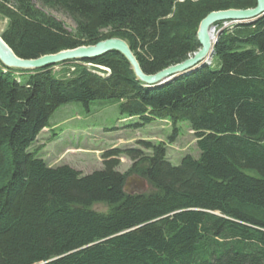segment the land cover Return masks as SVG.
I'll return each instance as SVG.
<instances>
[{"label": "trees", "instance_id": "16d2710c", "mask_svg": "<svg viewBox=\"0 0 264 264\" xmlns=\"http://www.w3.org/2000/svg\"><path fill=\"white\" fill-rule=\"evenodd\" d=\"M255 5L0 0V34L26 59L119 37L152 74L198 49L209 12ZM40 8L66 14L74 31ZM96 99L117 103L135 127L168 119L171 140L187 122L198 156L171 164L164 142L145 141L149 154L112 148L102 169L82 174L29 150L58 106ZM120 155L135 162L130 172L146 179L147 192L123 191ZM0 264H264V14L224 28L209 65L158 88L115 51L34 70L0 64Z\"/></svg>", "mask_w": 264, "mask_h": 264}, {"label": "rangeland", "instance_id": "374dc122", "mask_svg": "<svg viewBox=\"0 0 264 264\" xmlns=\"http://www.w3.org/2000/svg\"><path fill=\"white\" fill-rule=\"evenodd\" d=\"M40 9L61 21L68 31H74L75 23L63 12L49 8ZM5 24L6 20L2 18L1 31ZM229 26L217 25L215 32ZM48 121L49 126L39 132L29 150L37 153L50 167L66 164L82 174L102 169L103 154L112 148H135L143 155L149 154L150 150L143 144L145 141L164 142L166 157L171 164H178L185 154L194 157L199 154L193 131L189 129L187 122L177 124L178 132L171 140L169 137L172 136L173 127L168 119H157L144 126L135 127L133 123L138 121L136 117L122 118L118 104L105 99L93 100L87 106L78 101L61 104L52 112ZM116 158L119 162L116 169L120 173L129 174L126 179L132 176L141 177L130 172L134 161L124 155ZM149 188L147 182V188L142 193ZM92 208L101 212L108 210L104 203H96Z\"/></svg>", "mask_w": 264, "mask_h": 264}, {"label": "water", "instance_id": "95a60500", "mask_svg": "<svg viewBox=\"0 0 264 264\" xmlns=\"http://www.w3.org/2000/svg\"><path fill=\"white\" fill-rule=\"evenodd\" d=\"M264 14V0H256L252 8L217 10L209 12L199 23L196 38L198 49L183 61L170 65L155 73H144L127 42L119 37H110L94 44L80 45L75 48L61 50L56 53L44 54L36 58L18 57L6 44L0 34V63L5 68L34 70L54 66L66 61L92 60L110 51L124 56L136 78L150 88L161 87L176 78L188 75L198 68L210 63L213 46L222 29L215 32L216 24L223 22L224 26L251 23ZM147 188L143 177L132 176L126 179L124 191L129 194L142 193Z\"/></svg>", "mask_w": 264, "mask_h": 264}, {"label": "bare ground", "instance_id": "6f19581e", "mask_svg": "<svg viewBox=\"0 0 264 264\" xmlns=\"http://www.w3.org/2000/svg\"><path fill=\"white\" fill-rule=\"evenodd\" d=\"M0 20H1V18H0ZM0 32H1V28H0ZM81 61V60H80ZM1 64V63H0ZM173 65V64H172ZM8 69V68H7ZM10 69V68H9ZM13 69V68H12ZM19 72V71H18Z\"/></svg>", "mask_w": 264, "mask_h": 264}]
</instances>
